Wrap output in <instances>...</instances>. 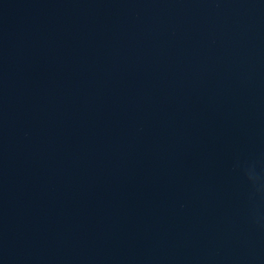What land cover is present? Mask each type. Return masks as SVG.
<instances>
[{
  "label": "water",
  "instance_id": "1",
  "mask_svg": "<svg viewBox=\"0 0 264 264\" xmlns=\"http://www.w3.org/2000/svg\"><path fill=\"white\" fill-rule=\"evenodd\" d=\"M0 264H264V0H0Z\"/></svg>",
  "mask_w": 264,
  "mask_h": 264
}]
</instances>
